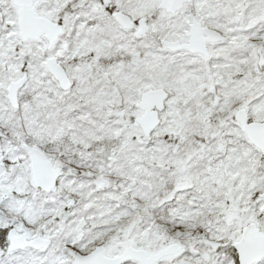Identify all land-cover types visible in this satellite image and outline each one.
<instances>
[{"label": "snow or ice", "instance_id": "1", "mask_svg": "<svg viewBox=\"0 0 264 264\" xmlns=\"http://www.w3.org/2000/svg\"><path fill=\"white\" fill-rule=\"evenodd\" d=\"M0 264H264V0H0Z\"/></svg>", "mask_w": 264, "mask_h": 264}]
</instances>
